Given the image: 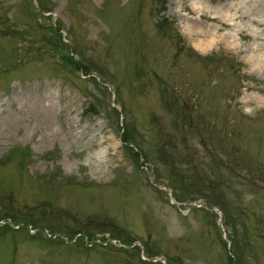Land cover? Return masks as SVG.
<instances>
[{
	"label": "rangeland",
	"instance_id": "obj_1",
	"mask_svg": "<svg viewBox=\"0 0 264 264\" xmlns=\"http://www.w3.org/2000/svg\"><path fill=\"white\" fill-rule=\"evenodd\" d=\"M226 255L264 264V0H0V264Z\"/></svg>",
	"mask_w": 264,
	"mask_h": 264
},
{
	"label": "trees",
	"instance_id": "obj_2",
	"mask_svg": "<svg viewBox=\"0 0 264 264\" xmlns=\"http://www.w3.org/2000/svg\"><path fill=\"white\" fill-rule=\"evenodd\" d=\"M154 2L156 3H158V7H160V9L162 10V9H164V7H165V2H166V0H154ZM166 21V18L165 17H161V19L159 20V26H163L164 25V22ZM56 30V32H57V29H55ZM68 63H70L71 65H73V66H75V67H77V68H79V69H84L83 70V72H85V73H87L86 72V69H85V67L82 65V64H79L73 57H71V56H64L63 57ZM87 110H88V112L89 111H91V112H93V111H95V109H94V106H92V105H89L88 107H87ZM122 133L120 134V137H119V139H120V141L121 142H124L125 144H128V142H129V136H128V133H127V131L125 130V131H121ZM127 148V147H126ZM128 149V148H127ZM128 150H130V149H128ZM138 150H140V149H138ZM130 152H131V150H130ZM132 153L135 155V156H138V152L137 151H132ZM8 216V215H7ZM6 216V218H8V219H10V217H7ZM226 260H227V263L228 264H231V262H232V260H233V258L230 256V255H226Z\"/></svg>",
	"mask_w": 264,
	"mask_h": 264
}]
</instances>
